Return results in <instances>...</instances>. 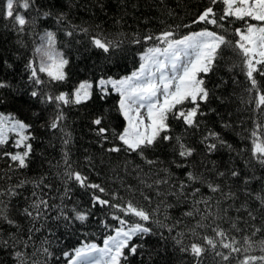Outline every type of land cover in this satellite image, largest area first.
Masks as SVG:
<instances>
[{
    "label": "trees",
    "instance_id": "obj_1",
    "mask_svg": "<svg viewBox=\"0 0 264 264\" xmlns=\"http://www.w3.org/2000/svg\"><path fill=\"white\" fill-rule=\"evenodd\" d=\"M4 4L5 0H0V58L7 61L11 67L0 65V80L10 85L8 88L0 89V97L4 100V103L0 104V112L5 115L12 114L25 123L31 124V135L34 139L28 141L32 145V152L27 161V168L10 169L9 165L12 162L0 155V186L6 187L22 180L47 177L44 183L51 184L52 188L43 190L45 198L56 204L61 203L58 197L63 194L64 187L62 173L65 147L61 143L63 133L60 130L46 127L56 113V105L45 104L41 100L44 94L55 95L60 92H71L81 81H91L94 88L90 101L81 105H61L64 115L61 128L63 132L71 134V144L67 151L72 167L87 176L89 183H97L105 187V194L96 192V195L111 199L112 194L115 193L123 198V201L131 199L135 204L152 212V219L143 223L153 230V234L143 239L134 237L130 241V243L144 244V248L140 249L137 255L129 256L126 264H193L191 255L179 250L180 247H186L196 239L189 235V229L195 226L196 220L183 215L190 205H185L183 202L176 204V198L168 196L165 203L174 206L165 210L164 205L161 204L164 198L157 196L155 189L147 188L138 181L135 166L139 165L149 175L160 169L170 168L180 179L185 178L183 173L189 168L207 175L208 169L213 167V162L221 171H227L232 167L241 169L242 173L249 171L244 167L245 161L250 159L249 149L251 147L250 142L245 138L246 130L252 129L254 120L259 119L264 122V115L254 112L255 105L249 103L251 98L247 91L249 84L240 67L241 57L231 47L223 48L214 71L204 77L206 86L213 90L214 95L210 97L209 103L201 104L206 115L199 118L201 121L199 129L186 131L181 122L169 118L170 135L181 137L185 144L196 149L195 154L190 158L189 168L175 167V163L180 162L173 150L175 140L160 141L154 148L145 150L144 155L148 159L160 161V164L151 172L149 166L135 153L129 155L124 151L106 152L105 149L111 147L112 144L120 143L112 138L111 130L121 132L127 122L116 110L119 94L111 91L101 100L100 93L95 88V81L101 76L120 79L139 68L141 54L148 47L153 46L154 42L143 43L142 41L141 44H134L131 42L134 37L142 38L145 34L159 35L164 30H171L175 33V38L179 39L190 32L207 28L225 35L228 40L235 41L238 37L234 35V30L238 27L243 28V22L229 18L222 22L223 28L202 22L192 24L197 14L208 5V0H36V8L24 12L29 23L23 32H18L13 27L12 21L4 17L2 12ZM53 4H56V7H53ZM214 7L218 15L222 13L223 5L218 4ZM48 11H51L53 15L44 16L43 13ZM60 11L67 14L68 23L57 24L55 13ZM250 22L257 23L256 21ZM81 29L88 31L84 33L80 31ZM46 31L55 33L54 48L57 53L68 60V64L64 67L67 79L62 82L54 81L46 72L38 71L41 60L46 57L37 53L36 48L44 44L41 37ZM68 31H73V35H66ZM92 35H102L118 42L119 47L105 53L90 43ZM29 62H32L33 67L37 69L41 84H34L29 80L31 75V69L27 68ZM256 78L261 88L264 89V77L257 75ZM217 85L219 87H216ZM32 91L39 92L41 97L39 99L31 97ZM185 107H190V105L186 104ZM35 113H39V116ZM101 114L105 116V126L110 129L109 140L111 142L106 143L104 148L100 147L93 130L95 126L91 123L92 119ZM225 122L230 127H223ZM208 130L219 132L233 145L235 151L230 153L221 149L205 156L204 147L200 141ZM14 137L10 134L8 143L0 146V153L23 151V148L15 147ZM237 153L240 154L237 155ZM254 170L257 176L264 175V170H261L259 165L254 164ZM9 177L11 179H8ZM209 179L212 177L209 176ZM228 184L232 185L233 190L240 186L239 182L233 180H228ZM129 186H131V191ZM70 187L71 199L64 203L69 208L76 205L80 210L88 211V219L83 223L73 221L70 224L63 220L50 219L45 222V226L39 232L32 233L28 248L21 250L27 251L30 255L36 252V255L31 258L39 264H44L45 260L47 264H68L69 258L63 255L64 252L73 254L75 248L91 243L102 247L104 240L110 235H115L114 229L119 227L118 221L113 219V209L106 206L95 208L91 206V196L94 190L80 188L75 183H70ZM253 187L259 190L260 185L254 184ZM170 190L168 186L160 189L165 193ZM32 191V184H25L20 189L21 195L12 201L14 207L10 209V214L17 219L20 231L17 233L12 226L0 221V240H10L9 233H16L27 240V229L32 225L18 213L26 206L24 197H30ZM201 192L205 196L211 195L203 187H201ZM144 196H151V201L145 200ZM157 206H160V210L153 212ZM252 207L258 208L256 204ZM115 214L123 216L119 212ZM230 214L236 215L235 212ZM56 215L55 211L51 213L53 217ZM256 215L255 226L264 227V213L257 211ZM123 218L130 224L138 221V218L131 215L123 216ZM178 220H182V223L177 224ZM104 223L108 227H104ZM173 226H175L174 230L169 232L168 228ZM224 227L227 228V225ZM241 227L248 228L250 234L251 225L241 224ZM198 232L201 235L211 236L213 234L208 229L198 230ZM161 233L165 237L164 240L160 238ZM233 235H237V239L242 237V234L233 233ZM173 237L180 239L182 244H175ZM261 238H264V232L257 234L253 239L259 241ZM45 239L49 241V244L44 246L49 247L52 254L50 257L37 252ZM149 252H151V258H149ZM125 253L127 254V250ZM250 254L259 256L264 253L256 247ZM242 258L239 254H233L227 264H239ZM0 264H13L8 251L2 247H0ZM202 264H225V262H222L219 257H214L212 252H208Z\"/></svg>",
    "mask_w": 264,
    "mask_h": 264
},
{
    "label": "snow or ice",
    "instance_id": "obj_2",
    "mask_svg": "<svg viewBox=\"0 0 264 264\" xmlns=\"http://www.w3.org/2000/svg\"><path fill=\"white\" fill-rule=\"evenodd\" d=\"M223 5L222 13L217 14L216 5ZM56 7V4H53ZM36 8V0H5L2 9L6 19L12 21L13 27L18 32H23L29 20L24 12ZM44 16H52L51 11L44 12ZM57 24L68 23L67 14L63 11L55 13ZM232 18L243 22V28H235L234 35L238 37L235 41L228 40L225 35L216 31L204 28L200 31L190 32L179 39L175 38V33L171 30H164L156 34H145L141 37H134L131 41L134 44L154 42L153 46L148 47L141 54V63L139 68L130 75L113 79L101 76L95 81V88L100 93V99L103 100L115 91L119 94V101L116 106L117 112L126 120L127 124L121 132L111 130L113 139L118 140L119 144H112L105 149L108 153H120L124 151L127 154L135 153L139 156L151 170L160 164L158 159H148L144 153L146 149L154 148L160 141L171 142L174 154L179 157L180 162L175 163L177 168H189L190 158L196 152V149L185 144L181 137L170 135L171 127L169 118H173L184 125L185 130L199 129L200 117L206 115L202 110L201 104L209 103L210 97L214 95L213 90L206 86L204 79L209 73L214 71L217 60L223 48L231 47L233 51L241 57V70L243 71L249 87L247 89L251 98L249 103L255 105L254 112H260L264 115V89L261 88L257 75L264 77V0H208V5L203 8L192 20V24L204 23L223 28V21ZM256 21L257 23H251ZM187 27V26H186ZM80 31L87 33V29ZM66 35L72 36L73 31L66 32ZM46 42L36 48L46 59H42L39 72H46L54 81H64L67 79L64 72L68 60L55 51L56 42L55 33L46 31L41 37ZM90 43L105 53L119 47L118 42L109 40L102 35H92ZM0 65L7 64V61L0 58ZM27 68L31 69L29 80L34 84H41L42 81L37 76V69L33 63L29 62ZM10 85L0 80V89L8 88ZM216 87H219L217 85ZM94 84L91 81H81L73 88L71 92H60L59 94H44L41 100L45 104H55L56 113L47 123L46 127L53 130H60L63 135L61 143L65 147L63 152V194L59 196L61 203L56 204L45 198L44 189H51V184H45L47 177H39L35 180H22L17 184L0 186V221L12 226L18 233L20 225L17 219L10 214V209L14 206L12 201L18 198L25 184L31 183L33 191L30 197H24L25 205L19 210L18 215L28 220L32 225L27 229V240L16 233H9L11 239L0 240V247L8 251L13 264H39L32 259L36 252L31 255L24 250L28 248V242L32 240V233L39 232L45 226V222L50 219L57 221L63 220L67 223L73 221L85 222L88 219L89 212L80 210L76 205L68 207L64 201L71 199L70 183H75L80 188L92 189L91 206H106L114 210L113 219L118 221L119 227L114 229L115 235H110L104 240L102 248L96 244H84L75 248L74 255L64 252L68 257V264H126L129 256H135L144 244L130 243L134 237L146 238L153 234V230L147 227L145 223L152 219V212L145 210L144 207L137 205L133 200L123 201L113 193L111 199H104L100 194H105L106 189L97 183H89L88 177L83 175L72 167L69 158L68 146L71 144V134L63 132L61 125L64 121L61 105H81L90 101L93 97ZM254 93V95H252ZM33 98H40L41 94L37 91L30 93ZM3 97H0V104H3ZM190 107H185V105ZM145 109V113H141ZM215 111L214 109H209ZM39 116V113H35ZM105 116L103 114L92 119L95 135L104 148L106 143H110V129L104 124ZM223 127L230 125L225 122ZM32 125L16 118L12 114L5 115L0 113V146L8 143L10 134H14L15 147L23 148V151L3 152V157H7L12 163L10 169H22L28 167V158L32 152V145L28 143L34 139L31 135ZM245 137L250 142V159L246 160L244 167L248 172L242 173L237 167L229 168L227 171H221L213 162L212 169H208V174L198 172L195 169L183 173L184 179L176 177L170 168H163L159 171L145 173L139 166H135L137 179L145 187L155 189L156 195L163 197L161 204L165 210L174 205L166 204L168 196L176 198V204L183 202L190 205L183 215L196 220L195 226L189 229V235L196 237L188 246L180 247V251L191 255L193 264H202L204 256L212 252L214 257H219L222 262L227 264L233 254H239L243 258L239 264H264V254H250L256 247L264 253V238L259 241L253 238L257 234L264 232V227H256V212L264 213V175L257 176L254 170V164L259 165L264 170V122L259 119L253 121L251 130H246ZM200 143L204 147L205 156L214 154L221 149L230 153L235 151L233 145L228 142L219 132L208 130L203 135ZM240 153H237L239 155ZM89 162H91L90 158ZM51 166V165H50ZM127 167V162H126ZM209 176L212 179H209ZM8 179H11L10 177ZM228 180L239 182L240 186L233 190ZM149 181H151L149 183ZM259 184L257 190L253 187ZM199 185V186H197ZM164 186L171 190L167 193L160 191ZM201 187L206 188L211 195L205 196L201 192ZM131 191V186H129ZM143 195V193H142ZM191 197V201H189ZM199 197V199L197 198ZM243 197V199H241ZM55 199V198H53ZM144 199L151 201V196H144ZM115 200H121V203H114ZM253 204L258 208L254 209ZM226 205V206H225ZM160 206H157L153 212H158ZM55 211L57 215L51 216ZM115 212L122 213L123 216H134L138 218L137 222L129 223L122 215H116ZM235 212L233 216L230 213ZM246 217V218H245ZM167 218V217H166ZM181 224L182 220H178ZM243 225H251L249 234L248 228H242ZM227 225V228L224 227ZM108 227L106 223L103 225ZM174 227H169L172 232ZM208 229L213 234L201 235L198 230ZM236 234H242L241 239H237ZM161 240L165 237L160 234ZM174 243L181 245L180 239L172 238ZM49 244L45 239L37 252L45 257L52 254ZM127 250V254L125 253ZM97 254H99L97 256ZM159 253L157 252V255ZM91 258V259H90ZM151 258V252H149ZM44 264H47L45 260Z\"/></svg>",
    "mask_w": 264,
    "mask_h": 264
},
{
    "label": "rangeland",
    "instance_id": "obj_3",
    "mask_svg": "<svg viewBox=\"0 0 264 264\" xmlns=\"http://www.w3.org/2000/svg\"><path fill=\"white\" fill-rule=\"evenodd\" d=\"M44 43H46V42H44ZM55 51H56V50H55ZM56 52H57V51H56ZM0 113H1V112H0ZM141 113L144 114V113H145V109H141ZM13 135H14V134H13ZM14 136H15V135H14ZM15 139H16V137H14V140H15ZM103 246H104V245H103ZM103 246H102V247H103ZM102 247H101V248H102ZM99 248H100V247H99ZM98 255H99V254H97V256H98ZM90 259H91V258H90Z\"/></svg>",
    "mask_w": 264,
    "mask_h": 264
}]
</instances>
